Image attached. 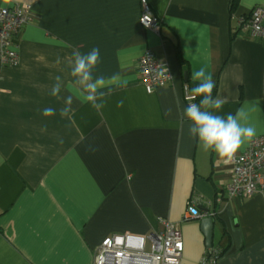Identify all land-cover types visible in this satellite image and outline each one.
Here are the masks:
<instances>
[{"label": "crops", "instance_id": "0c3cea01", "mask_svg": "<svg viewBox=\"0 0 264 264\" xmlns=\"http://www.w3.org/2000/svg\"><path fill=\"white\" fill-rule=\"evenodd\" d=\"M149 1L160 35L140 25V0H0V10L32 11L20 65L0 70V264H93L106 237L162 233L164 221L180 224L181 264H201L209 217L219 264H264V193L228 196L230 159L189 135L183 97L191 73L206 67L213 96L225 100L217 114L248 101L255 137L264 135V43L240 28L264 0ZM93 47L94 75L121 72L128 85L99 112L76 101L71 119L62 117L55 78L66 86L73 51ZM149 49L173 75L152 94L138 69ZM46 107L55 115L43 116ZM190 199L206 216L181 223Z\"/></svg>", "mask_w": 264, "mask_h": 264}, {"label": "built area", "instance_id": "2783aa9c", "mask_svg": "<svg viewBox=\"0 0 264 264\" xmlns=\"http://www.w3.org/2000/svg\"><path fill=\"white\" fill-rule=\"evenodd\" d=\"M140 25L160 35L162 21L154 12L149 0H140ZM32 23L30 5L14 4L0 10V70L18 67L21 63L19 53L20 36ZM240 28L245 29L250 38L264 43V6H257L246 20L240 21ZM141 81L148 94L157 88L173 82L169 67L157 60L156 53L149 49L138 61ZM184 101L198 103L193 97L188 84L183 88ZM232 178L226 186L230 198L249 199L264 193V135L255 137L242 153L231 158ZM206 216L199 210L195 200L187 202V210L181 223ZM162 233L146 236L116 234L106 237L94 254L93 264H181L184 242L179 223L164 221ZM222 249H208L201 264H219Z\"/></svg>", "mask_w": 264, "mask_h": 264}, {"label": "clouds", "instance_id": "9594fccd", "mask_svg": "<svg viewBox=\"0 0 264 264\" xmlns=\"http://www.w3.org/2000/svg\"><path fill=\"white\" fill-rule=\"evenodd\" d=\"M101 62L100 49L93 47L87 53L74 50L70 60V75L74 79L65 86L60 76L55 78L51 95L61 98L64 107L60 109L62 117L71 119L73 104H90L93 109L100 111L105 107L106 98L115 91L126 88L128 80L116 72L110 76L94 75V70ZM56 63H60L59 57ZM190 79L195 82L191 89L192 96L200 97L199 103H189L184 109V117L189 122L188 132L193 139H198L204 150H212L221 158H233L237 152L256 136V128L249 123V113L252 110L248 101L239 107L235 114L225 116L217 114L225 104L220 96H213L216 87L213 76L206 67L194 70ZM67 95L61 97V90ZM123 106V100L117 102V107ZM56 109L46 107L42 115L51 117ZM63 141L61 140V143Z\"/></svg>", "mask_w": 264, "mask_h": 264}, {"label": "water", "instance_id": "95a60500", "mask_svg": "<svg viewBox=\"0 0 264 264\" xmlns=\"http://www.w3.org/2000/svg\"><path fill=\"white\" fill-rule=\"evenodd\" d=\"M201 222L202 232L206 240V246L208 249H210L213 246L214 220L209 217L203 219Z\"/></svg>", "mask_w": 264, "mask_h": 264}, {"label": "trees", "instance_id": "16d2710c", "mask_svg": "<svg viewBox=\"0 0 264 264\" xmlns=\"http://www.w3.org/2000/svg\"><path fill=\"white\" fill-rule=\"evenodd\" d=\"M223 257V253L221 254V256H220V259Z\"/></svg>", "mask_w": 264, "mask_h": 264}]
</instances>
